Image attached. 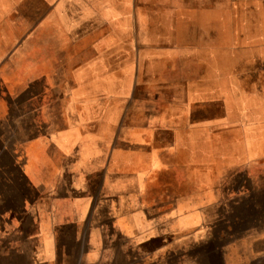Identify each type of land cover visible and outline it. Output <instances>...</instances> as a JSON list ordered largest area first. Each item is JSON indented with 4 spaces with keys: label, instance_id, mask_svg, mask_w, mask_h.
Instances as JSON below:
<instances>
[{
    "label": "crops",
    "instance_id": "1",
    "mask_svg": "<svg viewBox=\"0 0 264 264\" xmlns=\"http://www.w3.org/2000/svg\"><path fill=\"white\" fill-rule=\"evenodd\" d=\"M0 264H264V0H0Z\"/></svg>",
    "mask_w": 264,
    "mask_h": 264
},
{
    "label": "rangeland",
    "instance_id": "2",
    "mask_svg": "<svg viewBox=\"0 0 264 264\" xmlns=\"http://www.w3.org/2000/svg\"><path fill=\"white\" fill-rule=\"evenodd\" d=\"M23 1H25V2H30L31 0H23Z\"/></svg>",
    "mask_w": 264,
    "mask_h": 264
}]
</instances>
